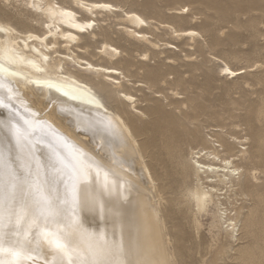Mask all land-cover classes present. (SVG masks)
<instances>
[{"label":"rangeland","instance_id":"obj_1","mask_svg":"<svg viewBox=\"0 0 264 264\" xmlns=\"http://www.w3.org/2000/svg\"><path fill=\"white\" fill-rule=\"evenodd\" d=\"M105 1L117 5V12L120 14L123 10H134L141 14L148 21V25L143 28L144 32L156 45L142 43L133 38L126 40L121 32L122 22L110 17L102 24V28L94 27V36L85 33L84 39L76 40L68 48L63 43V39L58 38L53 49L56 50L53 54L56 57L53 60L64 57L59 69L62 75L73 73L89 77V71L84 68L86 60L117 69L118 73L111 74L117 79L108 78L106 75L95 77L94 75L97 74L92 72L93 81L105 85L104 92L94 86L93 90L101 97L104 110L108 114L111 110H116L129 119L143 159L156 177L155 182L162 197L159 204L160 215L164 219L162 231L159 229L158 221H153V225L159 229L156 230L159 238L155 240H158L157 246L162 243L161 246L159 245L160 256L164 254L165 242L167 252L171 255L170 264H250L252 254L246 260L232 259V257L237 255L240 246L246 244L247 237H256L259 248L257 249L253 244V251L259 257L258 260H253L255 264H264V0ZM55 2L72 6V0H55ZM0 7L7 12L11 23L20 31L21 36H24L23 31L27 29H34L39 33L45 30L41 24L31 20L28 11L21 10V14H17L20 6L13 8L3 0L0 1ZM180 9L183 14L174 13ZM127 25L128 29H131L128 23ZM171 26L195 29L197 35L193 40L186 36L178 38L174 33L173 35L170 33ZM103 36L117 47L115 57L108 58L104 53H99L97 48ZM86 41L88 46L84 45ZM145 52L146 57L143 56ZM225 66L233 70L242 69L243 72L232 77L221 71ZM122 92L129 93L133 97L132 102H128ZM30 99L36 103L43 100V97L32 89ZM18 104L28 108V104L22 101ZM57 117L60 122H67L63 115L58 113ZM51 124L59 130L55 124ZM85 137L86 139L83 140H86L85 143L88 142L87 148L82 147L83 149L80 150L83 151L88 167H91L78 171L77 177L80 183L76 185L78 187L76 202H73L70 195L73 187L71 189L64 187L60 191H54L55 193L49 190L50 185L60 184L57 181V178L62 179L59 173L55 174V177L52 176L51 181L39 177L45 194L53 199L54 208L59 211L57 217L52 219L46 215H39L38 205L34 204L27 187L33 180L28 179L21 185L28 194L27 203L32 201L34 205L28 203L30 214L27 216L28 219L19 222L20 225L18 222L14 223L16 221L14 217L11 222L8 215L6 216V233H9L8 238L5 239L8 242L5 241L4 244L5 249L14 246L13 250L22 251L18 264H69L68 256L48 244V239L42 235V228H48L73 216L75 220L72 224L76 226L75 231L81 234L82 242L89 247L88 251H83L77 250L75 245L71 244V258L77 264L83 255L91 259L93 252L102 255L110 264H123L128 256L134 264H139L136 259L137 241L133 222H128L127 219L132 212L130 207L127 208L129 199L124 200L116 195L115 190L109 189V191L106 188L107 176L115 178V175H111L108 171L116 172V176H120V179L126 182L124 185V182L118 181L121 189H128L130 182L143 191L147 195L146 198L149 196V191L142 185L137 175L131 177L129 176L132 175L131 171L127 174L121 171L122 168L117 169L119 166L112 163L114 160L110 162L103 149L99 147L100 140H96L98 143H95L89 140V136ZM72 141L76 142L73 139ZM221 143L223 146L220 145ZM128 146L122 139L119 147L121 149L115 154L127 160L128 158L118 152L127 150ZM209 146L220 150L223 148L221 155L224 157L236 153L240 148H245L247 151L245 160L237 161L238 166L245 169L248 174L252 172L251 170L255 171L257 178L253 183L258 185L256 189L258 197L255 193L252 196H236V206L231 212L237 219V233L245 236L248 230L245 213L249 208L253 209L254 232L251 236L243 238L244 244L235 243L233 246L235 250L231 249L227 254L218 253L221 249L219 243L223 241V237L219 236L218 240L214 241L216 228L210 226L211 218L208 214L201 215L199 230L197 232L193 230L191 210L186 198V190L193 180L188 167V162L194 160L191 150H200ZM258 148L261 159L257 163L254 156ZM129 160L133 163L131 157ZM35 173V171L30 172L31 175ZM35 175L40 176L39 173ZM249 179L252 182V178ZM3 181L5 192H8L13 181ZM152 192L155 194L153 190ZM20 195L18 191L17 196ZM232 198L235 201L233 195ZM242 205L246 206L241 209L239 206ZM155 229H151V232ZM53 234L60 235L65 240H67L66 236L76 238L74 233L67 235L66 230L63 235L58 232ZM76 251L82 253V256ZM0 254L4 264H12L14 261L9 252ZM6 254L8 256H5ZM51 254H57L58 257L48 258ZM13 264L17 262L14 261Z\"/></svg>","mask_w":264,"mask_h":264},{"label":"bare ground","instance_id":"obj_2","mask_svg":"<svg viewBox=\"0 0 264 264\" xmlns=\"http://www.w3.org/2000/svg\"><path fill=\"white\" fill-rule=\"evenodd\" d=\"M4 1H7L13 8L20 6V11H17V14H21V10L28 11L32 17L31 20L41 24L45 30L39 33L34 29H27L23 31L25 33L24 36H21L20 31L11 23L7 12L0 7V29H2L0 30V101L3 102V106H0V151L4 153V161L0 164V171L4 172L3 180L5 182H7L6 180H12V176L9 175L10 172L15 176L17 182L20 181L19 183L22 185L28 179L35 181L36 179L45 178L51 181L52 176L55 177V174L59 173L62 179L58 180V176L56 178L60 184L51 182L56 185L47 186L50 188L49 190L51 192L60 191L64 187L71 189L73 185L80 183L77 177L78 171L91 167H88L89 164L87 165V161L82 153L83 151H81L83 148H87L88 142H84L85 136H89V140H93L95 143H98L96 140H100L99 147L103 149L110 162L114 160L112 163H116L119 166L117 169L121 170L122 168L121 171L127 174L131 171L132 175H129L131 177L137 175L142 181V185L149 191V198L147 197V199V195L130 182L128 183V189H121L118 184V181H122L120 176H116V172L113 173L114 171H108L111 175H115V178L107 176L106 188L112 191L115 190L116 195L121 196L124 200L129 199L127 208L130 207L132 212L127 216V219L128 222H133L134 226L133 231L137 241L135 245L137 250L136 259H138L139 264H170L171 255L167 252L165 242L161 239L164 242V254L160 256L161 252L159 250L162 243L159 244V241L158 244L160 246L158 245V247V240L155 241L156 238L159 239L156 230L160 229L162 231L164 223V219L160 215L159 204L162 197L155 182L156 177L143 159L140 145L130 127L129 119L123 117L116 110H111V113L108 114L104 110L101 97L93 90V86L100 89L101 92H104L105 88L103 83H95L93 81L94 76L106 75L108 78L115 79L116 77H113L111 74L118 73L117 69L112 66L93 64L86 60V67L84 68L89 71V77H82L73 73L62 75L59 73V69L61 60L64 57L53 60L56 57L53 56L56 50L53 49L57 44L58 38L63 39V43L68 48L76 40L84 39L86 37L85 33L94 36V27L102 28V24L109 20L110 17L122 22L121 32L124 34L126 40L133 38L142 43L156 45L148 39L144 32L145 29L143 28L148 25V21L134 10H123L122 14H120L117 12V5L105 0H72V6L57 3L55 0ZM182 9L174 13L183 14ZM127 23L131 29H128ZM170 28V33L172 35L174 33L178 38L186 36L190 40H193L195 35H197L195 29L174 28L173 26ZM99 42L100 46L97 48L99 49V53H104L108 58L116 56L117 47L107 37L103 36V39ZM84 45L88 46L89 44L86 41ZM143 56H147L146 52L143 53ZM100 71L102 72L100 73ZM221 71L232 77L243 72L242 69L233 70L229 66L222 67ZM92 72H95L97 75L93 76ZM119 74H122V72H119ZM32 89H35L43 97V100L33 103L30 99ZM122 95L127 98L128 102H132L133 97L129 93L122 92ZM20 101L28 104V108L20 106L18 104ZM58 113L67 119L66 123L58 120ZM25 121H27V124H25ZM51 123L55 124L59 130L52 126ZM13 125L19 126L25 132L20 146H17L15 139L9 131ZM83 138L85 139L83 140ZM122 139L129 146L127 150H120L118 154L125 156L128 158L127 160L115 154L117 150L121 149L119 147ZM220 145L223 146L222 143ZM222 151L223 148L220 150L217 147L211 146L200 150H191L194 160L193 162H188V167L193 180L186 190V198L191 210L193 230L196 232L199 230L201 215L208 214L211 218L210 226L216 228L214 241H217L219 236L223 237V241L219 243L221 249H219L218 253L227 254L231 249H234L235 243L237 245L244 244L243 238L251 236V233L253 234L254 232L255 211L253 209L249 208L248 212L245 213V222L248 228L245 236L237 233V219L234 213L232 214L231 212L236 206V196H252L255 193L258 197L256 190L258 185L253 183V180L257 179L255 171L251 170L252 172L248 174L245 169L238 166L237 161L245 160L247 154L245 148L238 149L236 153L228 157L222 156ZM130 157L133 163L129 160ZM209 158L210 160H208ZM254 158L257 163L260 162L261 153L259 148ZM110 162L109 164H111ZM120 165H123V167ZM31 171L39 173L40 176L35 175L36 173L31 175ZM249 177L252 178V182ZM152 190L155 194H153ZM49 194L51 193L49 192ZM232 195L235 201H233V198L231 199ZM31 196L32 194H30ZM146 199L149 200L148 203L150 202V204L147 203ZM31 202L29 201L28 203L33 204ZM28 203L27 206H29ZM210 204L213 206L210 207ZM245 206L239 207L243 209ZM7 215L5 213L3 219L4 233H6ZM73 220H75L74 216L68 217L63 222H59L58 220L57 222L59 223L57 224L54 221V224L50 227L42 228V235L44 236L45 231L49 233L58 232L63 235L64 230H66L67 235L69 233L76 235V238L66 236L70 245L74 244L77 250L88 251L89 247L86 243L82 242L81 234L75 231L76 226L72 224ZM155 220L159 223V229L153 225V221ZM11 227L13 228L14 226ZM12 228L8 229L12 230ZM151 229L155 230L151 232ZM8 233H6V238H8ZM161 235L163 236V233ZM40 239L42 238L40 237ZM5 241L8 242V240ZM245 242L246 244L239 245L237 255L234 257L229 256V258L246 260L252 254L250 264H255L253 259L258 260L259 256L253 251V244L257 246V249L259 248L257 238L247 237ZM76 252L79 256H82V253ZM7 254L5 256H8ZM57 257V254H51L48 258L54 259ZM128 257L130 258V256ZM5 260L7 259L5 258Z\"/></svg>","mask_w":264,"mask_h":264},{"label":"snow or ice","instance_id":"obj_3","mask_svg":"<svg viewBox=\"0 0 264 264\" xmlns=\"http://www.w3.org/2000/svg\"><path fill=\"white\" fill-rule=\"evenodd\" d=\"M2 30V29H0ZM0 106H3V102L0 101ZM27 124V121H25ZM13 138L16 141L17 146H20L22 139L24 138L25 132L19 126L13 125L11 129H9ZM4 161V153L0 151V164ZM4 172L0 171V253L8 251L10 255L14 258L15 261L19 262L22 251L21 250H13L11 248L5 249V239L6 233L3 232V219L4 213L7 212L9 220L13 217L19 223L22 220H26L27 216L30 214V209L27 206V195L24 192V188L21 185L16 183V178L9 172V175L12 176L13 182L9 186V190L5 192V184L3 181ZM29 193L33 196V202L38 205V211L41 216H48L55 218L59 215V211L54 208V201L45 194L43 186L40 184L39 180L36 179L32 183L28 184ZM17 191L21 193V195L17 196ZM73 202L77 201L78 197V188L76 185H73L72 191L70 193ZM66 202V201H65ZM39 219V217H36ZM45 239H48V242L54 246L57 250L64 253V255L69 257V264H77L76 261L71 258V245L65 239H63L60 235L49 233L47 231L44 232ZM0 264H4V261L0 260ZM79 264H110L109 261L104 259L102 255L99 253L93 252L91 253V259L89 256L85 255L80 260ZM123 264H134V261L131 258H125Z\"/></svg>","mask_w":264,"mask_h":264}]
</instances>
